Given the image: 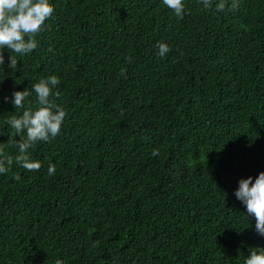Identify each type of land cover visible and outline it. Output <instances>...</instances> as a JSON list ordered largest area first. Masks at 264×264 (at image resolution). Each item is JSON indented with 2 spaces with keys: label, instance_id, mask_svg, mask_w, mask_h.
Here are the masks:
<instances>
[{
  "label": "trees",
  "instance_id": "16d2710c",
  "mask_svg": "<svg viewBox=\"0 0 264 264\" xmlns=\"http://www.w3.org/2000/svg\"><path fill=\"white\" fill-rule=\"evenodd\" d=\"M183 2L180 19L162 0H50L38 47L3 50L4 156L21 139L7 121L37 107L13 92L55 75L67 115L29 149L38 171L0 174V264H244L264 249L234 194L264 172V0Z\"/></svg>",
  "mask_w": 264,
  "mask_h": 264
},
{
  "label": "clouds",
  "instance_id": "9594fccd",
  "mask_svg": "<svg viewBox=\"0 0 264 264\" xmlns=\"http://www.w3.org/2000/svg\"><path fill=\"white\" fill-rule=\"evenodd\" d=\"M162 2L175 13L176 17L184 18L183 0H162ZM199 2L205 9L212 7V0H199ZM231 7L238 8L235 0ZM216 8L218 11L225 9L223 0L216 5ZM53 13L54 7L50 0H0V67L5 64L3 54L5 48L23 56L38 47L36 36L44 31L45 22L52 18ZM157 48L158 55L161 57L171 51L170 47L162 42L157 43ZM9 59L8 67L17 68L18 60L15 56L10 55ZM59 83V78L52 75L32 85L31 91L26 89L13 92L11 103L15 109H23L24 102L32 95V92L36 94L37 107L28 108L19 116L12 115L7 121L21 139L16 143L18 155L14 158L4 156L3 144H0V174L8 172L14 162L27 171H38L41 168L39 161L31 159L29 149L39 142H47L50 138H55L61 132L67 113L51 99L53 89ZM54 95L59 97L60 92L56 91ZM158 154L159 151L154 149L152 155ZM55 172V166L50 164L48 175L53 176ZM14 179L19 181L20 176L16 175ZM234 194L246 207L247 214L254 217L256 231L264 236V172L255 178L254 183L252 177L241 179ZM56 264H63V262L58 259ZM244 264H264V249H252Z\"/></svg>",
  "mask_w": 264,
  "mask_h": 264
}]
</instances>
